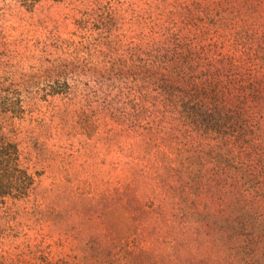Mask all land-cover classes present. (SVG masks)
<instances>
[{
	"label": "rangeland",
	"instance_id": "1",
	"mask_svg": "<svg viewBox=\"0 0 264 264\" xmlns=\"http://www.w3.org/2000/svg\"><path fill=\"white\" fill-rule=\"evenodd\" d=\"M246 1L0 0V96L19 98L17 116L0 100V136L35 176L26 197H0V264H228L212 221L194 233L170 203L155 207L167 189L109 108L120 95L109 79L133 45L178 34L229 82L245 59L232 24ZM210 167L196 210L225 219L226 171ZM120 238L137 247L131 261Z\"/></svg>",
	"mask_w": 264,
	"mask_h": 264
},
{
	"label": "trees",
	"instance_id": "2",
	"mask_svg": "<svg viewBox=\"0 0 264 264\" xmlns=\"http://www.w3.org/2000/svg\"><path fill=\"white\" fill-rule=\"evenodd\" d=\"M233 18L245 59L235 60L229 82H219L217 64L204 60L197 46L168 34L133 45L129 62L109 79L120 91L119 107L108 106L139 154L155 158L145 174L162 178L167 189L155 207L162 211L170 203L171 217L175 213L194 233L206 223L198 224L200 218L212 221L214 240L227 245L228 264H264V0H247ZM0 100L5 112L17 116L19 98ZM205 165L216 176L224 178L226 171L225 219L196 210ZM34 184L17 143L0 136V197H26ZM143 242L137 250L120 238L119 257L131 261L136 250L148 252Z\"/></svg>",
	"mask_w": 264,
	"mask_h": 264
}]
</instances>
